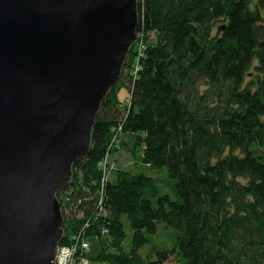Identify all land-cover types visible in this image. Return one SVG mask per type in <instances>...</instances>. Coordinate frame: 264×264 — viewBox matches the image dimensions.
<instances>
[{"label": "trees", "instance_id": "16d2710c", "mask_svg": "<svg viewBox=\"0 0 264 264\" xmlns=\"http://www.w3.org/2000/svg\"><path fill=\"white\" fill-rule=\"evenodd\" d=\"M138 10L142 35L119 79L130 94L121 106L120 81L109 90L57 194L61 243L85 226L101 243L95 258L112 264H264V0H138ZM125 150L136 171L116 163ZM142 164L167 173L156 180ZM159 225L179 231L173 246L144 255Z\"/></svg>", "mask_w": 264, "mask_h": 264}, {"label": "water", "instance_id": "95a60500", "mask_svg": "<svg viewBox=\"0 0 264 264\" xmlns=\"http://www.w3.org/2000/svg\"><path fill=\"white\" fill-rule=\"evenodd\" d=\"M138 0H0V264H55L57 193L137 39Z\"/></svg>", "mask_w": 264, "mask_h": 264}, {"label": "rangeland", "instance_id": "374dc122", "mask_svg": "<svg viewBox=\"0 0 264 264\" xmlns=\"http://www.w3.org/2000/svg\"><path fill=\"white\" fill-rule=\"evenodd\" d=\"M149 35L151 36V38H153V36H154V34L152 32L149 33ZM119 81L120 82L117 85L116 95H117V98L119 99V101L121 102L120 105L123 106V102L129 96L130 91H129L127 84H125L123 80H119ZM138 150L141 151V147H138ZM120 152L121 153L117 154V158H116L117 159L116 163L118 164V166H120L122 168L124 167L126 169L131 170V171H136V169L138 168V166H137L138 162L134 161L135 159H134V157H132V155L129 153V151L125 150V151H120ZM145 167L142 164V166H140V169L143 168L147 174L153 176L156 180H159V179L161 180V177L164 176L165 172H166L165 168H163V170H157V169L148 168L147 166H145ZM107 172L110 173V170H107ZM158 185H159V188L162 192H167L168 189H165V187H163V185L160 181H159ZM61 190H63V189H61ZM168 193H170L171 196L173 198H175L174 192L171 193L168 191ZM59 202H60V200H59ZM62 205H63V203H62ZM60 207H61V203H60ZM61 210H62V208H61ZM66 212L68 214L69 209H64L65 214H66ZM62 214H63V210H62ZM80 215H85V212L80 211L78 216H80ZM63 216H64V214H63ZM122 220L124 223V230H125V234H126L124 241H123V246H124V248H128L129 244L131 242V238H132V231L130 229L129 220H128L126 214L122 215ZM61 225H63V223ZM178 232L179 231L176 228L163 227L162 225H159L157 231L154 234L149 235V241L147 243H145V245L143 247H141L140 251L145 255L146 253H148L150 250H152L154 248H167V249H169L173 246L174 239H175L176 235L178 234ZM87 233L84 234L85 235L84 238H83L84 235L80 236L79 241H78V243H80L81 245L83 244V242H81V241H87L88 242V246H87L85 252L82 253V251L80 250L79 253H76V255L72 257V261H74V260L79 261L80 264H82V263H85V264H112L109 261L99 260V259L95 258L99 254V252L101 251V243H100L99 239L96 237L97 235H94V234L92 235V234H89V233L87 234ZM66 244H67V242L61 243V241H59L58 246H57L58 251H60L61 249H64V247L67 246ZM64 253L65 252H62V254H64ZM62 258H63V256H61V257L59 256L58 260L56 258L55 264H62V263H66V262H71L70 259H67L66 262H63ZM163 264H179V263L177 262L176 259L170 257V259L165 261Z\"/></svg>", "mask_w": 264, "mask_h": 264}, {"label": "built area", "instance_id": "2783aa9c", "mask_svg": "<svg viewBox=\"0 0 264 264\" xmlns=\"http://www.w3.org/2000/svg\"><path fill=\"white\" fill-rule=\"evenodd\" d=\"M143 48V44H139L138 46V55L140 57V55L142 54V52H140V50ZM129 101V100H128ZM85 232V226L81 227L79 230H75L74 233H72L69 237V242L66 244L67 246L64 247V249H61L60 251H58L57 249V254H56V258L58 260V257L63 256L62 261L66 262L67 259H70L71 262H66V263H62V264H80L79 261H72V257L76 255V253H79L80 250L82 251V253L85 252L87 246H88V242L87 241H81L83 242V244L81 245L80 243H78L80 236L84 235ZM85 237V235L83 236V238ZM64 246V245H63ZM60 248V247H59ZM62 252H65L64 254H62ZM85 264V263H82Z\"/></svg>", "mask_w": 264, "mask_h": 264}, {"label": "bare ground", "instance_id": "6f19581e", "mask_svg": "<svg viewBox=\"0 0 264 264\" xmlns=\"http://www.w3.org/2000/svg\"><path fill=\"white\" fill-rule=\"evenodd\" d=\"M136 34H137V38H139V37H141V35H139L138 34V31H137V29H136ZM137 40V39H136ZM134 45V43L132 44V46ZM132 46H131V48H132ZM130 48V51L132 50ZM130 51H129V53H130ZM129 53H128V56H129ZM138 63H139V55L136 53L135 55H134V58H133V64L129 67V69L127 68V69H125L124 70V72L125 71H129V73H130V75L131 76H135V75H137V72H138V70H139V65H138ZM124 66H125V62H124V64H123V66H122V69H121V73H120V75L122 74V72H123V68H124ZM64 236H65V233H63V236H62V238L60 239V241L64 238ZM69 242V240L67 241V243Z\"/></svg>", "mask_w": 264, "mask_h": 264}]
</instances>
